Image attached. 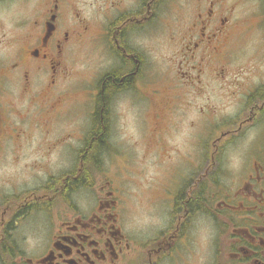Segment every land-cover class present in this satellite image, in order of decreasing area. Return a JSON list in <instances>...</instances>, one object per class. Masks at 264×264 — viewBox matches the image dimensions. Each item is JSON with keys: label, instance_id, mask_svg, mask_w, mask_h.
<instances>
[{"label": "flooded vegetation", "instance_id": "1", "mask_svg": "<svg viewBox=\"0 0 264 264\" xmlns=\"http://www.w3.org/2000/svg\"><path fill=\"white\" fill-rule=\"evenodd\" d=\"M64 3L43 0L9 31L0 23V264H264V56L254 61L260 67H237L233 116L179 130L190 107L210 118L201 84L227 80L220 62L230 41L249 31L264 37V18L238 24L236 0H156L146 24L130 25L142 18L137 0H96L89 15L77 5L70 17ZM86 37L110 65L91 83L92 128L79 131L72 168L52 176L57 87ZM152 41L165 51L159 76L148 61ZM129 91L154 106L153 130L141 139L154 149L156 177L142 185L149 213L140 222L129 218L109 157L111 106Z\"/></svg>", "mask_w": 264, "mask_h": 264}, {"label": "rangeland", "instance_id": "2", "mask_svg": "<svg viewBox=\"0 0 264 264\" xmlns=\"http://www.w3.org/2000/svg\"><path fill=\"white\" fill-rule=\"evenodd\" d=\"M94 1L96 0H66V4L64 3L63 5L64 14L68 17L72 16L70 13L75 14V7L79 5V8H83V12L89 15L91 13V3ZM42 2L43 0H17L7 3V5L0 7V23L5 30L8 29L9 31L15 20L32 18ZM263 2L264 0H236L234 17L237 23L243 24L246 21L254 22L257 19H263ZM179 9V14L183 15L182 5ZM1 35L2 32H0V38ZM256 41L259 45L257 47ZM150 44L154 51L148 54V61L152 62L150 65L152 73L157 75L159 68L164 65L162 55L165 51L158 41H152ZM229 48L231 50L229 57L220 62V65H225L226 68H224L229 73L227 80L222 82L221 85L215 82H204L201 84V87L204 86L205 92L210 98L209 102L206 101L211 106L205 112L210 118L199 116V113L194 109L195 106L190 107L186 113V119L188 120L183 126L179 127V130L190 129L188 126L189 121L194 123L193 129L195 131H202L208 125L213 128L214 124H217L213 121V119H217L215 116L222 115L226 118L235 114L236 100L238 98L236 92L237 67H252L253 65L260 67V64L254 63V61L257 60L259 62L258 56L261 54L264 56V37L257 36L254 32L249 31L244 33L239 41L232 39L229 43ZM4 51L5 49L2 51L0 47V55L5 54L6 52ZM96 56L100 57V53L95 52L93 42L89 37H86L67 58L69 59V74L67 79L60 81L57 87V93H60L63 97L62 103L58 108L60 118L55 120V124L52 125L51 129L50 173L52 176H57L61 172L72 168L73 159L70 157V149L79 145L80 141L77 137L79 131H82L83 134L84 131L92 128L91 112L93 111V101L90 95V91H92L91 83L94 82L98 75H101L105 67L110 65L106 57L100 63ZM97 62L100 63L99 66ZM44 97H48V95ZM54 97L51 92V101L54 100ZM18 103L19 106L22 104L21 98ZM143 103V100L138 102L135 91H129V94L121 95L120 99H116L111 106L113 115L110 121V128L112 141L115 144L113 156H109L112 159L111 168L117 179H124L125 188L128 191L126 206L129 209V218L134 222L146 219L145 214L149 213L146 210L149 203L145 197L142 185L146 182L151 183L156 177L154 149L150 147L148 151L145 148L144 140L141 139L143 131L149 135L151 130H153L149 124L153 121L154 106L152 107L149 102ZM195 103L199 104L198 101H195ZM64 131H67L65 134L69 132L72 136H66L62 144L53 146V143L60 141L61 136L59 135ZM178 135V143L181 145L182 139L180 135L182 134L179 133ZM235 145L241 146V144H232L233 151L231 157H229L232 169L236 167L235 161L238 156V154L236 155L237 149Z\"/></svg>", "mask_w": 264, "mask_h": 264}, {"label": "snow or ice", "instance_id": "3", "mask_svg": "<svg viewBox=\"0 0 264 264\" xmlns=\"http://www.w3.org/2000/svg\"><path fill=\"white\" fill-rule=\"evenodd\" d=\"M156 3V0H137L136 7L143 8L142 12V18L139 20H129L126 21V24L130 25H141L146 24L152 17L153 14V5ZM118 31H123V29H118ZM122 52L124 51L123 48L120 49ZM129 60H132L133 57L129 56L127 57ZM130 67V66H129ZM261 112H264V104L261 105V107L258 109ZM251 118V117H249Z\"/></svg>", "mask_w": 264, "mask_h": 264}, {"label": "trees", "instance_id": "4", "mask_svg": "<svg viewBox=\"0 0 264 264\" xmlns=\"http://www.w3.org/2000/svg\"><path fill=\"white\" fill-rule=\"evenodd\" d=\"M90 140H91V139L89 138V141H90ZM89 141H88V142H89ZM88 144L90 145L91 143L89 142ZM98 147H100V145H99V144H98ZM100 153H101V150H100ZM96 155H97V154H96Z\"/></svg>", "mask_w": 264, "mask_h": 264}]
</instances>
